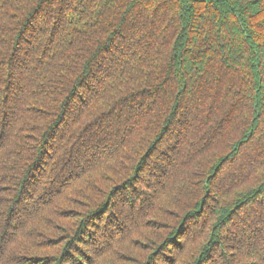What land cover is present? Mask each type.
Returning a JSON list of instances; mask_svg holds the SVG:
<instances>
[{
  "label": "trees",
  "instance_id": "1",
  "mask_svg": "<svg viewBox=\"0 0 264 264\" xmlns=\"http://www.w3.org/2000/svg\"><path fill=\"white\" fill-rule=\"evenodd\" d=\"M0 264H264V0H0Z\"/></svg>",
  "mask_w": 264,
  "mask_h": 264
}]
</instances>
